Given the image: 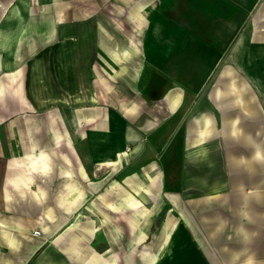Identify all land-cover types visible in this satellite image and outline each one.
<instances>
[{"label":"crops","instance_id":"obj_1","mask_svg":"<svg viewBox=\"0 0 264 264\" xmlns=\"http://www.w3.org/2000/svg\"><path fill=\"white\" fill-rule=\"evenodd\" d=\"M9 3H11L10 0H0V30L12 29L15 35V42L12 46L6 47V45L0 44V126H3V129L0 128V135L3 132L5 142L8 135L6 132L10 130L8 126L18 125V122H15V119H10L8 115V110L11 107L24 106L40 109L41 107L48 108L59 104L55 100L57 104L40 105L43 104V95L45 94L44 73L47 75L50 87L55 90L59 89L56 66V70L52 74L44 71L42 61L40 73L35 71L33 67L32 73L30 64L28 73L22 70V66L27 60L32 62L34 58L31 57L33 55L38 57V47L43 46V44H40L42 39L40 40L37 34L44 36L46 33L43 32V29L47 27H45L46 20H43V18L41 20L36 19L31 15L27 5L22 6L20 4L22 6L20 7L16 4L12 6ZM143 4L138 3L135 9L138 17L141 12H144ZM158 7L159 10H154V13L147 20H145L144 14L141 19L134 18V21L138 23V29L146 21L145 37L141 48L135 49L133 47L136 51L130 56L127 54V57L122 50H119L123 58L121 62H118L110 58L107 53L106 48L113 45H109L102 40V43H104V46L101 44L103 52L102 65H104L105 74L101 73L100 82L97 81L95 72L89 68V65H86L84 73L85 84L82 74H80L81 83L78 79V83L73 81V83L83 86V89L81 85L79 86L82 92H88L84 94L85 96L88 94V97H82L87 99L88 103L86 100L83 104L98 105L103 98L106 99L109 95L111 98L113 97L117 111L110 110L115 111L119 118V128L112 133L113 135L105 131L102 135L99 133V137H97L96 133L98 132H96L95 140L90 139L91 142L93 141L92 143L84 138L88 145L87 162L80 156L77 159L76 154H68L58 155L59 161L53 156L54 160L52 162H56L53 164H47L48 160L43 158V164L42 161H39L32 165L26 155L41 149L46 150V145L41 144L40 141L38 142L32 131H29L28 134L31 147L26 153L20 151L18 154L15 153L16 151L12 153L11 150L7 149L6 144L3 149H0V209L28 215L27 218H23L18 215L3 213L0 210V234L4 233L3 236H10V241L13 239L11 235L30 236L34 239L29 251V258L22 260L20 257L19 264H73L65 255H62L67 254L68 246L62 247L51 243L46 247L43 246L51 236L62 230V227L66 224V218L75 212L77 207L86 206V211L89 212L90 216L96 217L92 218L94 225L100 224V221L104 220L103 215L106 213L122 212L121 207L123 205L118 204L121 203L119 199L114 203L106 198V210L103 212L96 211L87 204V201L93 198L91 189L97 191L103 188L101 180L92 179L91 172L93 170L99 171L103 166L109 167L111 172L118 171L122 167V156L125 157L122 147L119 145L113 150L114 143L118 142L116 140L118 135L123 136L124 133L132 130L139 131L142 140L143 131L140 127L163 125L150 135L151 142L148 147L152 150L147 148L133 163L140 164L145 160H150L157 150L166 145L164 158L162 159L166 175H164L162 186L169 189L172 187L173 173L178 161L180 145L183 143L185 149H183V152L187 157L197 152H204L207 155L211 152V154H214L215 149L222 144L219 138L215 137H220L223 134L221 130L225 132L228 129L227 126L233 125L237 116H239L235 111L236 107H233L234 110H227V108L222 107L216 94L226 89L229 94L233 93L231 99L235 103L236 94L255 92L260 96L259 106H261V101L264 103V0H159ZM85 28L80 31L73 30L69 33L68 37H71V35L78 36V41L71 39L74 40L72 42L74 45L73 50L68 49L70 67L73 65V58L76 57L79 44L84 45L82 49L87 51L90 49L89 42L94 40V28L87 26ZM79 33H83L82 39L79 38ZM33 35L36 45L31 48L26 41H29ZM80 41H83L82 44L77 43ZM117 46L125 47V45ZM225 53L224 61L228 62V66L224 67H228V70L232 68L231 65L239 67L241 76H247L250 81L254 82V85L217 84L221 74L220 72L215 73ZM38 59L40 58L38 57ZM20 61L22 63L19 65ZM107 62L111 63L115 68L114 70L118 72L116 76L109 74ZM222 69L224 68L221 67L218 70ZM228 76H231V74ZM72 77L77 78L76 75ZM72 77L69 82L73 91L71 86ZM108 77L111 80L112 78L115 79L114 85H111L109 90ZM211 77H213L212 82L207 83ZM94 82L95 90L97 91V86L100 89V93H98L99 100L93 93ZM84 88L86 89L84 90ZM25 91L32 93L31 103L26 100ZM111 94H114V96ZM79 96L81 99V95ZM92 98L96 100H92ZM68 106L77 105H66V107ZM119 111H121L123 117L125 116L124 118L119 115ZM94 113H96L94 121L97 123L101 124V121L108 120V114L104 118L101 115L98 116L97 112ZM159 114L163 116L161 117ZM90 118H92V113ZM8 119H10V122L7 123ZM41 120H36V126L43 124V122H40ZM126 124L129 128L124 130L122 125ZM175 124L183 125L182 129L167 143L170 137L169 133ZM211 131L215 136L212 135L213 138L207 139L209 138L208 133ZM160 132H162V138V135L159 136ZM70 135L60 134L59 129H55L50 135V145L59 146L60 141H64L66 138L70 140L72 138ZM109 137L112 138L111 143L105 142V139ZM161 141L160 146L159 142ZM93 146H96L97 150L92 149ZM126 154L129 158V152ZM59 157H64V162ZM167 158H172L174 165L169 164ZM6 160L8 163H6ZM108 161H112V164H107ZM121 171L123 172V170ZM146 173L147 171L144 172V175L151 178V175ZM187 173H183L185 188L188 178H191ZM126 181L133 187L142 184L147 188V180L143 176H138L135 179L126 178ZM111 182L113 184L115 180ZM110 183H105L104 188L106 190L113 186ZM213 184L220 188L223 187L227 191L234 186V183L228 182V180L220 181L221 185L217 182ZM49 186L52 187V201L49 198ZM206 187L203 189H208L210 186L207 185ZM101 193L103 192L101 191L99 195ZM228 194V196L219 198L195 197L193 201L196 203L206 201L205 205L210 203L213 209L209 213L212 216H222L221 219L218 217L215 222V219H213L214 223L211 224L212 241L215 242L213 246L220 250L226 264H264V246L256 247L255 245L258 236H260L258 231L261 229H256L258 230L257 233H251L246 227V220L248 219L246 215L251 214V206L254 203L250 202L249 197H236L231 195L230 192ZM184 200L185 198L182 200L174 194L168 195L167 209L170 208V211H174V215H178L182 220L187 221L186 214L189 202ZM160 203H164V195L161 196ZM56 204L64 211V217L54 208ZM109 224L105 216V222L101 225L105 228L108 227L107 231L109 233L116 232ZM255 225L259 227L261 222ZM35 230L38 231L37 234L34 233ZM76 231L71 229V232H75L71 235V243L74 244L85 237L83 231L82 234H78ZM90 231L93 230L90 229ZM226 235H229V238ZM223 236L225 237L224 241L221 239ZM221 243L227 245H220ZM199 251L206 256L207 249L204 245H200ZM105 254H107V250ZM33 256L34 258H32ZM110 256V258L104 256L100 251L93 249L89 254L80 256L78 264H120V257L117 252L112 251ZM4 258L10 262L12 261L11 257ZM204 260L201 264H217L208 259ZM8 261L3 264H10Z\"/></svg>","mask_w":264,"mask_h":264},{"label":"rangeland","instance_id":"obj_2","mask_svg":"<svg viewBox=\"0 0 264 264\" xmlns=\"http://www.w3.org/2000/svg\"><path fill=\"white\" fill-rule=\"evenodd\" d=\"M10 2L9 4H16L18 6H20V4H22V6L27 5L28 10L31 11V15L36 19L41 20L43 18V20H46V33L44 36L37 34L40 40L42 39L40 44H43V46H39L37 50L38 57L41 60L33 55V57H31L34 58L32 62L27 60L23 64L22 70L28 73L30 64L32 73V67L35 71H39L40 73V68L43 64L44 71L48 74H52L57 67L56 75L59 77L58 91L50 87L47 75L45 73L43 75L41 71L45 79V94L43 95V104L40 105L48 106L55 103V100L58 101L59 104L55 103L57 104L56 106L53 105L48 108L41 107L40 109L24 106L11 107V109L8 110V115L10 119H15L18 125L13 124L12 126H8L10 130L6 132L8 133L6 142L2 135L3 132H1L0 149H3L6 144L8 147L7 149L11 150L12 153L14 151H16V154H18L19 151L26 153L31 147L28 134L29 131H32L36 140L46 145V150L41 149L26 155V158L32 162V165L39 161H42L43 164V158L48 160V162H46L47 164H53L56 163L55 161L52 162L54 160L53 156L57 158L58 155L64 156L68 154H76L77 159L78 156H80L87 162L88 145L84 138L91 142L90 139H93V141L95 140L96 132H98L96 133L97 137H99V133L102 135L105 131H107L106 133L112 134L119 128V118L115 113V111H117L116 103L113 100L114 98H111L110 95L107 96L106 99L103 98L98 105H91L90 103L83 104V102L87 100L85 98L88 97V94L86 96L84 94L88 92H82L79 87L81 84H77L78 81L80 83L82 81L80 74L83 75L85 84L84 73L86 65H89V68L95 72L96 78L98 79L97 81L100 82L101 79L99 78L101 73L105 74V68L103 67L104 65H102L103 52L101 49V44L104 46V43H102L103 41L109 45H113L112 47L106 48L107 50H125L128 51V56L134 53L136 48H141L145 37L146 21L144 24H141L138 29V23L134 21V18H137L134 10L138 3H144V12H141V18L144 14L145 20H147L151 17L152 13H154V10H159V0H10ZM86 26L94 28V40L89 42L90 49L87 51L82 49L84 45H76L78 46L76 57L73 58V65L70 67L68 63L69 54L67 43L71 39L78 41V36L75 37L71 35V37H68L70 35L69 33L73 30H83ZM82 42L83 41L77 43L82 44ZM26 43H28L31 48L35 47L36 40L34 35L29 41H26ZM117 45H125V47L121 48ZM225 57L226 53L217 67L218 69L221 67L224 69L220 71L217 69L215 73L217 74V72H220L221 74L217 84H235L240 86L254 85V82L250 81L247 76H241L242 74H240L239 67L231 65L232 68L229 70L228 67H224L228 66V62L224 61ZM110 58L112 57L110 56ZM121 60H118V62H121ZM21 63L20 61L19 65ZM107 66L109 74L116 76L118 72L114 70L115 68L113 65L107 62ZM229 74H231V76H228ZM73 75H76L77 78L72 77ZM71 77L73 91L71 90L69 82ZM212 79L213 77H211L207 83H211ZM73 81H77V83H73ZM107 82L109 90L111 85H114L115 79L112 78L111 80L108 77ZM93 84V93L98 98V93H100L99 86H97V92L95 90V82ZM85 89L86 88H84V90ZM24 95L26 100L31 103L32 93L25 91ZM79 95H81L82 100ZM111 95L114 96V94ZM216 95L217 99L221 101L220 104L222 107L227 108V110H234L233 107H236L235 111L239 116H237L236 122L233 123V125L227 126L229 130L227 129L225 132L221 130L223 134L220 137H215L219 138L222 144L219 148L217 147V149H215L214 154H211V152L207 155V153L204 152H197L187 157L183 152L184 148L182 143L180 145L176 168L173 173L174 178L172 180V187L166 189L162 186L164 175H166L162 163L166 145L157 150L150 160H145L140 164L133 163L138 159L139 155L141 156V154H143V151L150 148L148 145L150 146V135L153 131L163 125L156 124L151 125V127L148 125L140 127L143 131V142L139 131L132 130L128 133H124L123 136L118 135L116 139L118 142L116 144L114 143L115 146H113V150L116 146L120 145L122 147L125 153V157L122 156V167L114 172H111L110 168L106 166H103L99 171L93 170L91 172L92 179L101 180V186L103 188L97 191L91 189L93 198L87 201V204L94 210L102 212L106 210V198H109L114 203L118 199L121 203L123 202V204L118 203L120 206L123 205V207H121L122 212H109L105 214L107 221L109 219V226L112 225L116 232L109 233V231H107L108 227H103L101 221L100 224L97 223L94 225L92 218L96 217L90 216L89 212L86 211V206L83 205L77 207L75 212L68 215L65 221L66 224H64L62 230L56 235L51 236L48 241L44 243L43 247H46L50 243L58 246L61 245L62 247L68 246L67 254L64 253L62 255H65L73 264H78L80 261L79 257L89 254L93 249L100 251L101 254L109 258L111 257L110 254L112 251L117 252L120 257V264H146L145 262L148 261L151 253H155L156 256L160 258L157 264H201L205 261L204 259L216 262L217 264H226V260L222 253H220V250L213 246L215 242L212 241L211 236V224L213 219H215V222L218 220L219 216H212V214L209 213L210 210L212 211L213 209L210 203L205 205L206 201H199L198 203L193 201L195 197L219 198L228 196V192L236 197H249L250 202L254 203V205L251 206L252 215H246L248 218L246 220V227L251 233H257L256 231L258 230L256 229H261L258 231L260 236H258L256 241L257 244L255 243V245L256 247L264 246V103L261 101V106H259L258 101H260V96L255 92L236 94L235 103L231 99L233 93L229 94L226 89ZM83 96L85 97L84 99L82 98ZM86 102L88 103V100ZM256 102L257 104H255ZM74 104L77 106L66 107V105ZM94 112H97L98 116L101 115V117L104 118L108 114V120L105 122L104 120L101 121V124L97 123L94 121L96 118V113ZM91 113L92 118H90ZM119 115L123 117L121 111H119ZM159 116L162 117L163 115L159 114ZM10 119L6 122H10ZM37 119H42L40 122H43V124L36 126L35 123ZM182 126L181 124L174 125L169 133L170 137L167 143H169L170 139L182 129ZM122 127L124 130L129 128L127 124L122 125ZM0 128L3 129V126H0ZM191 128L190 126V129ZM55 129H59L60 134L63 135L71 134L70 137L72 138H70V140L67 138L64 139L65 142L63 140L60 141L59 146L50 145V135ZM86 129H88V131H86ZM160 135H162V132L159 133V136ZM212 135L213 137L215 136L213 131L208 133L209 138L207 139H210ZM159 136L157 135L156 137L158 138ZM162 137L163 135L161 138ZM111 140L112 138L109 137L105 139V142L111 143ZM159 143L161 146L162 141ZM92 149L97 150L96 146H93ZM110 149H112V147H110ZM127 152H129V158L126 156ZM59 158L64 162V157ZM7 160L6 163H8ZM171 160L172 158H167V162L174 165L173 160ZM187 169L189 177L191 178H188L185 188L183 173H187ZM121 170H123V172ZM146 171V174L151 175V178L148 175H144ZM138 176H143L147 180V188L144 189L146 198L144 199L139 196L141 203L138 204V206H130L125 204L124 201V195H126L125 193H127L129 190L128 187H130L126 178L135 179ZM113 180H115V182L111 184L110 182ZM225 180L234 183V186L229 191L225 190L222 186V188H220L213 184L217 182L221 185L220 181ZM105 183H110L113 186L106 190L104 188ZM205 185L210 187H208V189H203L207 188ZM101 191L103 193L99 195ZM48 192L49 198L52 201L53 193L51 186H49ZM162 194L164 195L163 204L160 203L161 196H163ZM170 194L177 195V197H180L182 200L185 198V200L189 202L188 212L186 214L188 217L187 221L182 220L178 215H174V211H170V208L167 209V198ZM95 196H97V198L94 199ZM144 206L148 208L145 216L140 213V209H144ZM54 208L64 217V211L59 205L56 204ZM0 210L9 215H18L23 218L28 217L26 213ZM100 214L102 213L100 212ZM221 218L222 216L219 217V219ZM259 222H261V225L258 227L255 224ZM71 229L77 230L76 232L78 234H82L83 231L85 237L78 243H71V235L75 233L71 232ZM90 229L93 231H90ZM84 230L86 231L84 232ZM3 234L4 233L0 234V264L8 261L4 257L12 258L11 262L8 261L10 264H19L18 261L20 257L22 260L27 259V257L29 258V251L33 244V238L30 236L23 237L11 235L13 239L10 241V236H3ZM167 236L172 237V242L168 250L164 247ZM226 236L229 238V235ZM221 239L224 241L225 237L223 236ZM222 244L223 243L220 245ZM200 245L206 247V256L199 251ZM223 245L226 246L227 244ZM106 250L107 254H105ZM34 256L32 258H34Z\"/></svg>","mask_w":264,"mask_h":264},{"label":"bare ground","instance_id":"obj_3","mask_svg":"<svg viewBox=\"0 0 264 264\" xmlns=\"http://www.w3.org/2000/svg\"><path fill=\"white\" fill-rule=\"evenodd\" d=\"M12 6H13V4H12ZM18 7V6H17ZM11 8V7H10ZM20 9V8H19ZM134 13L136 14L137 13V11L135 12V10H134ZM11 14V13H10ZM140 14V13H139ZM20 15V14H19ZM10 16V15H9ZM135 16H137V14L135 15ZM141 14H140V16L138 17V18H141ZM20 17V16H19ZM18 18V17H17ZM136 18V17H135ZM23 19V18H22ZM16 21V20H15ZM25 22V21H24ZM16 24V23H15ZM45 27H46V25H45ZM46 29L47 28H45V29H43V32H46ZM79 38L80 39H82L83 38V33H79ZM74 40H71V42L70 43H67V50L69 49V50H73V48H74V45H73V42ZM15 42V35H14V32H13V30L11 29V30H8V29H6V30H0V44H4V45H6V47H10V46H12L13 45V43ZM4 50V49H3ZM123 51V54L127 57V54H129L128 53V51H125V50H122ZM108 54L114 59V60H116V61H118V60H121L123 57L121 56V54L122 53H120L118 50H116V49H110V50H108ZM124 56V57H125ZM9 65V64H8ZM13 76H14V74L12 75V78H13ZM92 100H96L95 98H92ZM123 151V150H122ZM107 164H112V161H108L107 162ZM112 183V182H111ZM114 183V182H113ZM111 185V184H110ZM128 191H127V193H125L126 195H124V201H125V204H128V205H130V206H138V204H140L141 203V199H139V196L141 197V198H146V194H144V189H146V186H144V185H142V184H140V185H138V187H133V186H131L130 185V187H128ZM124 190H125V188H124ZM109 203V202H108ZM107 203V204H108ZM109 205V204H108ZM110 206V205H109ZM147 211H148V208H147V206H144V209H140V213L142 214V215H146V213H147ZM104 217H103V219L104 220H102V222L104 223L105 222V216L106 215H103ZM108 221H109V219H108ZM34 233L35 234H37L38 233V231L37 230H35L34 231ZM172 237L171 236H167V239H166V242L164 243L165 244V246L164 247H166V249L168 250V248H169V246H170V244H171V242H172V239H171ZM145 249V248H144ZM149 255V254H148ZM159 261H160V258L158 257V256H156V254L154 253H151L150 254V257L148 258V261L147 262H145L146 264H157V263H159Z\"/></svg>","mask_w":264,"mask_h":264}]
</instances>
